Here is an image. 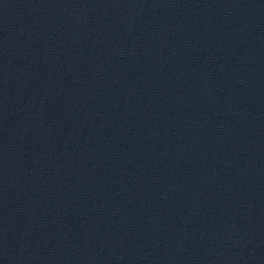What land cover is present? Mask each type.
<instances>
[{"label": "water", "instance_id": "1", "mask_svg": "<svg viewBox=\"0 0 264 264\" xmlns=\"http://www.w3.org/2000/svg\"><path fill=\"white\" fill-rule=\"evenodd\" d=\"M0 264H264V0H0Z\"/></svg>", "mask_w": 264, "mask_h": 264}]
</instances>
